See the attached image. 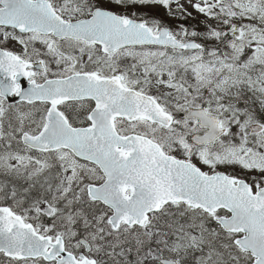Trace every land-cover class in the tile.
Masks as SVG:
<instances>
[{
	"label": "snow or ice",
	"instance_id": "1",
	"mask_svg": "<svg viewBox=\"0 0 264 264\" xmlns=\"http://www.w3.org/2000/svg\"><path fill=\"white\" fill-rule=\"evenodd\" d=\"M0 264H264V0H0Z\"/></svg>",
	"mask_w": 264,
	"mask_h": 264
}]
</instances>
